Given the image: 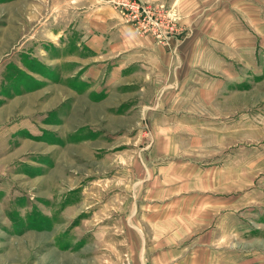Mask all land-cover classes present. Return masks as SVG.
Returning <instances> with one entry per match:
<instances>
[{
    "label": "rangeland",
    "instance_id": "1",
    "mask_svg": "<svg viewBox=\"0 0 264 264\" xmlns=\"http://www.w3.org/2000/svg\"><path fill=\"white\" fill-rule=\"evenodd\" d=\"M258 1L252 8L262 10L263 51L246 57L245 154L229 160L230 175L240 176L231 190L242 196L238 207L231 203L208 264H264V0ZM48 8L46 0H0V264H140L113 245L109 230L132 194L127 175L140 174L147 156L148 118L136 113L125 124L120 116L137 102L121 96L132 89L113 96L108 68L97 77L92 55L68 54L53 43ZM176 21L179 33L167 43L186 36L177 13Z\"/></svg>",
    "mask_w": 264,
    "mask_h": 264
},
{
    "label": "crops",
    "instance_id": "2",
    "mask_svg": "<svg viewBox=\"0 0 264 264\" xmlns=\"http://www.w3.org/2000/svg\"><path fill=\"white\" fill-rule=\"evenodd\" d=\"M46 1L52 42L92 55L97 77L108 68L113 96L132 89L121 96L137 102L120 116L126 125L136 113L148 118L152 141L141 173L126 177L132 194L117 207L113 245L134 263L208 264L242 196L229 160L245 154L246 57L263 51L259 1L144 0L181 18L186 36L169 43L138 34L101 0Z\"/></svg>",
    "mask_w": 264,
    "mask_h": 264
},
{
    "label": "built area",
    "instance_id": "3",
    "mask_svg": "<svg viewBox=\"0 0 264 264\" xmlns=\"http://www.w3.org/2000/svg\"><path fill=\"white\" fill-rule=\"evenodd\" d=\"M116 8L140 35H150L167 43L179 33L176 13L164 7H154L142 0H101Z\"/></svg>",
    "mask_w": 264,
    "mask_h": 264
}]
</instances>
